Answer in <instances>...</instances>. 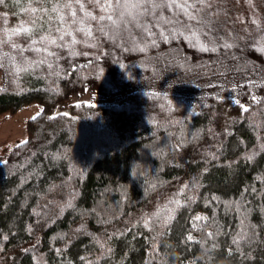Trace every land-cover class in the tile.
Instances as JSON below:
<instances>
[{
    "label": "trees",
    "instance_id": "16d2710c",
    "mask_svg": "<svg viewBox=\"0 0 264 264\" xmlns=\"http://www.w3.org/2000/svg\"><path fill=\"white\" fill-rule=\"evenodd\" d=\"M80 3L0 4V264H264V0Z\"/></svg>",
    "mask_w": 264,
    "mask_h": 264
},
{
    "label": "snow or ice",
    "instance_id": "6c2138e0",
    "mask_svg": "<svg viewBox=\"0 0 264 264\" xmlns=\"http://www.w3.org/2000/svg\"><path fill=\"white\" fill-rule=\"evenodd\" d=\"M77 3H80V0H76ZM4 3V0H0V4ZM95 3L101 6V10L108 13L109 10H112L116 14V19H113L112 14H108L107 16H100L99 20L104 21L108 20L111 22L112 25H117L120 22L125 21V17H128L131 19V21L135 22L137 18L142 15L143 13H150L153 8H159L161 6L163 7H172V8H178L181 11L187 15L189 20H197V16L199 12L203 9V7L207 6V0H171L170 3H163L161 5L160 3H157V0H115V6H113V3L111 0H105L103 4H101V0H95ZM197 5H200L201 7H197ZM63 7H71V4H64ZM80 8L83 10L84 5L80 3ZM33 12L36 11V9H31ZM60 6H57L53 9V11L59 12ZM72 15L75 16L76 13L72 12ZM85 16L91 19H96V17H93L90 12H86ZM59 19L63 21V16H60ZM74 23H83V20L80 21H73ZM197 23H203L201 20H197ZM253 23H256V21H253ZM82 32H85L87 36L91 37L92 32L90 29L87 28H80L79 29ZM29 32L30 29L28 28H20L14 30V32ZM70 34V33H66ZM60 39H63L61 36ZM47 41L48 43L55 44V40H50L48 37H41V42ZM35 43V41H34ZM73 43H75V40H73ZM226 47H231L232 45L228 44L225 45ZM25 69L23 67L18 68L17 71H24ZM255 99V97H253ZM237 103H239L237 101ZM243 107V106H242ZM245 111H247V108H244ZM66 115V114H65ZM35 118V117H34ZM27 141H22L21 143H26ZM178 203V202H177ZM171 219V217H169ZM197 219H200L199 217ZM6 239V237H5ZM191 239V237H189Z\"/></svg>",
    "mask_w": 264,
    "mask_h": 264
},
{
    "label": "rangeland",
    "instance_id": "374dc122",
    "mask_svg": "<svg viewBox=\"0 0 264 264\" xmlns=\"http://www.w3.org/2000/svg\"><path fill=\"white\" fill-rule=\"evenodd\" d=\"M2 19L5 21L10 20L11 18L0 15ZM5 16V17H4ZM10 16V14H9ZM0 19V20H2ZM77 98L71 97L69 100H66L60 103L51 114H56L62 110H64L65 106H67L71 101H75ZM80 101L85 102H93L94 99L90 93H86L78 99ZM111 98H104L101 101H96V103L100 102H109ZM95 102V101H94ZM38 111V106L35 104H31L26 106L25 108L19 110L12 117H4L0 115V160H2L5 155L9 152V150L22 142L25 137L24 123L27 119L31 118Z\"/></svg>",
    "mask_w": 264,
    "mask_h": 264
}]
</instances>
